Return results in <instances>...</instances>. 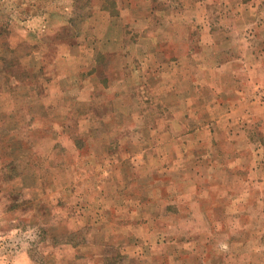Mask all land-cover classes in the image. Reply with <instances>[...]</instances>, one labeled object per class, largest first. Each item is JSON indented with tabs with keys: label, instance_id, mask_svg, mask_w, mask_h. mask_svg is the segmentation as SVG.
Segmentation results:
<instances>
[{
	"label": "rangeland",
	"instance_id": "374dc122",
	"mask_svg": "<svg viewBox=\"0 0 264 264\" xmlns=\"http://www.w3.org/2000/svg\"><path fill=\"white\" fill-rule=\"evenodd\" d=\"M0 264H264V0H0Z\"/></svg>",
	"mask_w": 264,
	"mask_h": 264
}]
</instances>
